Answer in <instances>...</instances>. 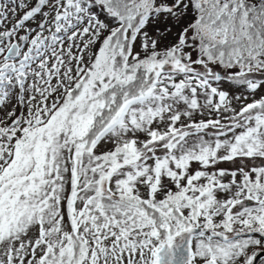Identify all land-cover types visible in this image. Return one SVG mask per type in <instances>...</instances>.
Returning <instances> with one entry per match:
<instances>
[{
  "label": "snow or ice",
  "instance_id": "6c2138e0",
  "mask_svg": "<svg viewBox=\"0 0 264 264\" xmlns=\"http://www.w3.org/2000/svg\"><path fill=\"white\" fill-rule=\"evenodd\" d=\"M262 255L264 0H0V264Z\"/></svg>",
  "mask_w": 264,
  "mask_h": 264
},
{
  "label": "water",
  "instance_id": "95a60500",
  "mask_svg": "<svg viewBox=\"0 0 264 264\" xmlns=\"http://www.w3.org/2000/svg\"><path fill=\"white\" fill-rule=\"evenodd\" d=\"M263 257H264V255H262L259 259H261V258H263ZM259 259H257V261H258ZM257 261H256V262H257ZM256 262H255V264H256Z\"/></svg>",
  "mask_w": 264,
  "mask_h": 264
},
{
  "label": "flooded vegetation",
  "instance_id": "af4514ba",
  "mask_svg": "<svg viewBox=\"0 0 264 264\" xmlns=\"http://www.w3.org/2000/svg\"><path fill=\"white\" fill-rule=\"evenodd\" d=\"M264 258V257H263ZM263 258H261V259H263ZM260 260V259H259ZM259 260L256 262V264H259Z\"/></svg>",
  "mask_w": 264,
  "mask_h": 264
},
{
  "label": "trees",
  "instance_id": "16d2710c",
  "mask_svg": "<svg viewBox=\"0 0 264 264\" xmlns=\"http://www.w3.org/2000/svg\"><path fill=\"white\" fill-rule=\"evenodd\" d=\"M264 259V258H263Z\"/></svg>",
  "mask_w": 264,
  "mask_h": 264
}]
</instances>
